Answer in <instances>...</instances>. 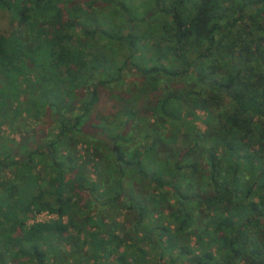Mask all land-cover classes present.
<instances>
[{"label": "trees", "instance_id": "obj_1", "mask_svg": "<svg viewBox=\"0 0 264 264\" xmlns=\"http://www.w3.org/2000/svg\"><path fill=\"white\" fill-rule=\"evenodd\" d=\"M150 1L162 17L149 29L130 0H0L11 25L0 31V118L47 106L57 126L19 143L21 157L0 151V264H68L53 241L74 237L75 264L85 245L95 264L113 253L115 264H264V0ZM115 46L128 52L120 64L105 54ZM130 64L149 114L120 95L106 127L99 89ZM80 86L89 97L76 110ZM196 110L212 131L187 126ZM96 205L126 210L127 229L94 218ZM44 210L57 218L27 223Z\"/></svg>", "mask_w": 264, "mask_h": 264}, {"label": "rangeland", "instance_id": "obj_2", "mask_svg": "<svg viewBox=\"0 0 264 264\" xmlns=\"http://www.w3.org/2000/svg\"><path fill=\"white\" fill-rule=\"evenodd\" d=\"M64 3L67 5V2L69 0H63ZM130 3L132 5V10H135L137 15L139 17L144 16L147 13V20L149 22V25L142 24L140 25V28L145 27L149 28V26H157L160 22V18L162 17L160 14H155L153 10H150V0H130ZM62 10L63 3L57 4ZM83 5V4H82ZM106 11L107 8H105ZM67 16V15H66ZM116 21H119V19H116ZM151 24V25H150ZM11 25H10V13L8 14L7 11L0 10V31L8 32L10 31ZM29 37L27 35H23L22 39L23 41H26V47L32 48V45L30 42L27 41ZM148 43V42H146ZM146 44H142L140 48L141 50L146 53ZM94 51V50H93ZM128 52L126 49L124 51H120L116 46L113 47L111 50H106L105 54L110 58L111 61L115 62L116 64H120L122 60L125 58L126 54ZM113 72V71H112ZM122 75H124L120 80L113 82L110 85L102 86L99 89L100 97L99 101L95 107V112L98 113V117L101 119L100 122L102 125H106V127H113L115 129V124H117L116 113L117 110L120 109L125 102V100H121L118 98V96H123L125 98H131L136 99V103L138 104V108H140L143 112L148 113L147 108L143 107L142 104L145 102V100H142V96L133 94L134 92L138 91V88L140 87V82L142 81V77L139 76V74L136 72V70L132 67L130 64L123 72ZM97 79H103L106 78L104 73H97L96 74ZM33 80L32 74L26 75L24 78L19 80V83H29ZM34 81V80H33ZM74 83V82H72ZM32 85V84H31ZM68 86V85H67ZM32 87V86H31ZM69 87V86H68ZM65 90V88H64ZM132 91V93H131ZM75 97H76V104L75 109L77 110L81 103L86 102V99L89 97L87 94L86 88L83 86L75 88ZM24 97L22 96L20 98V101H23ZM15 106V105H14ZM13 106V107H14ZM127 107L129 105H126ZM23 107H25V104H23ZM22 107L21 114L19 116H16L13 118L12 111H9L5 117V120L0 118V151L2 149H8L11 147L14 151H17V157H21V152L19 149L18 144L19 143H28L30 147H34L38 143L42 142L46 137H50L51 133L54 132L57 128L56 123L54 121L53 113L49 110L47 106L43 108H31V111L28 113L24 108ZM79 112V111H78ZM206 117V113H204L201 110H196V117L193 120V123L188 122V127H194L195 129L199 131L209 130L212 131V121H210L209 124H206L203 122V119ZM11 118V120H9ZM99 121V119L97 120ZM10 122V123H9ZM114 122V125H111L110 123ZM183 132L186 131L185 128L182 129ZM85 153L84 146L79 145L77 147V156L81 157ZM2 156V153L0 152V157ZM88 169V177L90 178L91 182L96 181V173L94 172L95 167L90 165L87 167ZM35 171H39V174L42 175L44 178L47 177V174L44 171L43 166H36L34 168ZM8 174V173H7ZM141 188V190L139 189ZM137 191L142 193L148 192L149 189L145 186H140L136 188ZM101 191L100 187H97L96 190H94V194L99 196V193ZM84 196H82L83 198ZM83 202H86V200L83 198ZM119 212L115 211V208H106V207H100L96 205V208L93 209V211H90V214L94 217H101L102 220L105 223H110L111 220L118 221L119 223H122V227L126 228L128 227V217L126 210H118ZM30 216V214H29ZM28 216V218H29ZM164 224L167 223V221L163 222ZM73 233H75L74 230H71ZM85 233V231H83ZM120 233V232H119ZM80 240L83 238L82 235ZM79 240L76 237L70 238L68 242H66L64 239L53 241L54 244H57L59 246H62L63 249L66 251V257L65 259H68V264H75V261H78L77 258H74L73 252L77 250V247L73 249L76 245L75 242ZM78 242V241H77ZM88 249L89 246L85 245L84 250ZM82 250L81 258L79 264H95L94 260L90 258V260L85 261L83 255H85V251ZM115 253L112 254V257L109 258L110 264H115ZM88 259V258H87ZM106 258L100 262V264H108ZM99 264V263H98Z\"/></svg>", "mask_w": 264, "mask_h": 264}, {"label": "built area", "instance_id": "obj_3", "mask_svg": "<svg viewBox=\"0 0 264 264\" xmlns=\"http://www.w3.org/2000/svg\"><path fill=\"white\" fill-rule=\"evenodd\" d=\"M57 218V215L51 212H48L46 210L35 213V214H30L27 223H32V222H39V221H47L50 219Z\"/></svg>", "mask_w": 264, "mask_h": 264}, {"label": "water", "instance_id": "obj_4", "mask_svg": "<svg viewBox=\"0 0 264 264\" xmlns=\"http://www.w3.org/2000/svg\"><path fill=\"white\" fill-rule=\"evenodd\" d=\"M98 137H99L100 139L104 140L105 142L109 143L110 146H112V140H111L109 137H107V136H105V135H102V134H98Z\"/></svg>", "mask_w": 264, "mask_h": 264}]
</instances>
